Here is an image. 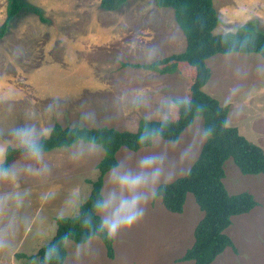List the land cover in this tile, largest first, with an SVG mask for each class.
Here are the masks:
<instances>
[{"label": "rangeland", "instance_id": "1", "mask_svg": "<svg viewBox=\"0 0 264 264\" xmlns=\"http://www.w3.org/2000/svg\"><path fill=\"white\" fill-rule=\"evenodd\" d=\"M19 1L39 8L45 21L24 7L0 39V149L4 154L8 146H16L10 135L16 127L34 126L49 134L59 122L64 127L136 131L142 118L163 119L157 111L162 99L188 97L195 71L186 62L167 74L123 65L149 63L185 49L186 38L172 8L158 7L154 0H127L115 11L102 9L101 0ZM8 2L0 0V25ZM214 6L221 19L215 33L236 30L252 19L264 29V0H214ZM207 63L211 77L204 91L229 106L227 125L264 149V57L219 53ZM235 88L239 93L228 102ZM138 96L144 101L137 105L133 101ZM203 130V117L197 116L177 141L159 137L137 151L121 147L117 159L134 163L145 155L164 156L165 170H171L175 180L197 159L206 141ZM81 147L85 155L73 159ZM184 153L188 159L181 160ZM103 154L100 145L78 141L43 152L45 167L34 165L41 168L38 175L25 172L18 185L0 182V193H27L22 206L14 209L19 228L12 248L0 251V264H37V256L22 254H36L52 238L57 212L78 213L91 191L88 179L95 180L99 174ZM15 164L26 168L33 162L23 156ZM224 169L228 191H249L258 204L248 213L235 215L226 230L237 250L226 248L211 264H264V175L243 174L231 158ZM74 187L80 189L78 196L70 195ZM202 216L192 193L187 194L181 213L166 209L159 198L149 204L140 223L113 241L114 258L107 256L102 239L93 236L85 243L69 240L64 264H192L179 258L192 246ZM4 222L6 216L0 217ZM78 246L83 247L80 257L75 254Z\"/></svg>", "mask_w": 264, "mask_h": 264}, {"label": "trees", "instance_id": "2", "mask_svg": "<svg viewBox=\"0 0 264 264\" xmlns=\"http://www.w3.org/2000/svg\"><path fill=\"white\" fill-rule=\"evenodd\" d=\"M127 0H101L102 9L115 11ZM158 7L174 10V17L186 38V46L182 52L173 53L161 59L144 64H127L167 74L175 72L182 62L194 68L195 74L187 88L188 97L192 100L191 111L181 108L175 117L167 123L162 120L142 118L136 131L118 130L114 127L62 126L55 122L50 133L40 139L43 152L68 147L78 141L98 144L104 149L102 159L97 167L99 174L95 180L88 179L91 191L86 200L79 206L74 216H64L63 220H55L56 231L52 238L43 244L34 255L23 257H38L37 264H45L44 251L53 245H61L64 236L77 243H85L93 236H99L106 249L107 256L114 258L113 241L95 233L99 217L93 214L92 202L104 185L105 175L111 165L117 162V153L121 147L137 151L151 146L153 140L139 144V139L146 129L162 128L160 138L177 141L183 131L191 125L197 116L203 117V127L213 129V137L206 140L200 153L188 172L167 185L161 184V201L171 212L181 213L188 193L194 195L201 211L202 218L194 229V242L186 250L181 261H193L192 264H211L218 255L228 247L237 250L227 228L233 223L235 215L250 212L257 206L255 196L249 191L231 193L223 178L224 164L231 158L243 174L264 175V149L249 141L235 126L227 125L229 106L222 105L212 95L206 93L203 87L211 77V69L207 60L216 54L226 53H257L264 57V29L258 20H248L236 30L215 33V28L221 19L214 6V0H154ZM31 8L45 21L39 8L9 0L6 18L0 25V39L8 31L9 24L24 8ZM246 41L240 43L239 41ZM197 108L200 111H197ZM225 124L227 125L225 127ZM24 150L19 146H8L4 154V165L11 166L13 162L23 157ZM91 217V224L86 221ZM19 255V254H18ZM21 256V255H19ZM60 259H53L48 264H64L67 247H60Z\"/></svg>", "mask_w": 264, "mask_h": 264}, {"label": "clouds", "instance_id": "3", "mask_svg": "<svg viewBox=\"0 0 264 264\" xmlns=\"http://www.w3.org/2000/svg\"><path fill=\"white\" fill-rule=\"evenodd\" d=\"M246 43V41H239ZM231 96L238 95L239 88L231 90ZM143 97H136L134 104L143 103ZM192 100L189 97L164 98L160 101L157 111L162 116V123L177 113L181 108L185 111H191ZM197 111H200L197 108ZM238 114V113H237ZM227 125L225 124V127ZM162 128L146 129L141 135L139 144L143 145L150 140H155L161 136ZM48 130L38 132L34 126H21L11 129L10 135L13 143L24 150L25 158L32 161L33 164L21 167L19 164L5 166L4 152L0 149V182H8L18 185L23 173L38 175L43 165V146L40 139L47 136ZM202 137L209 140L213 137V129L203 130ZM85 155V150L81 147L72 154L73 159H78ZM188 159L186 153L181 155V160ZM165 157L157 155L141 156L134 163L131 160H117L107 171L105 184L97 193L92 202L93 214L99 217V223L95 227V233L103 235L107 241H114L121 232L130 230L140 223L148 210L151 202L158 200L161 195V184L167 185L173 180L174 173L171 170L166 171L164 167ZM34 165H40L36 168ZM79 187L70 190V195L78 196ZM27 193H0V217L6 216V222L0 223V251H7L12 248V238L19 228V219L14 209L22 206L24 197ZM48 199L46 195L43 197ZM63 212H57V220H63ZM91 224V217L85 222ZM69 237H63L61 245H53L44 251V262L48 264L51 260L60 259V247L66 245ZM90 242V241H89ZM75 254L80 257L83 254V247L78 246Z\"/></svg>", "mask_w": 264, "mask_h": 264}, {"label": "crops", "instance_id": "4", "mask_svg": "<svg viewBox=\"0 0 264 264\" xmlns=\"http://www.w3.org/2000/svg\"><path fill=\"white\" fill-rule=\"evenodd\" d=\"M234 218V217H233ZM229 248V247H228Z\"/></svg>", "mask_w": 264, "mask_h": 264}]
</instances>
